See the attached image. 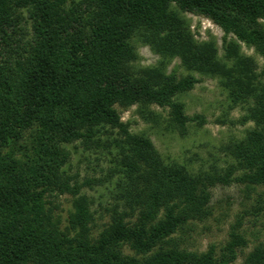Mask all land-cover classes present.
Segmentation results:
<instances>
[{
  "label": "trees",
  "instance_id": "obj_1",
  "mask_svg": "<svg viewBox=\"0 0 264 264\" xmlns=\"http://www.w3.org/2000/svg\"><path fill=\"white\" fill-rule=\"evenodd\" d=\"M185 13L225 32L223 56L215 40H196ZM263 21L264 0H0V264L234 263L248 246L240 228L220 253L181 248L176 236L209 217L217 184L262 188L255 211L264 213ZM138 44L160 56L156 66L138 64ZM175 59L187 74H167ZM195 74L218 79L231 108L245 107L241 123H254L227 147L236 165L224 175L166 162L118 110L169 108L185 134L189 122H203L176 100L200 83ZM78 143L115 155L117 203L97 237L93 202L82 191L107 180L80 183L68 173ZM67 194L72 210L62 227L50 199ZM244 264H264L263 243Z\"/></svg>",
  "mask_w": 264,
  "mask_h": 264
},
{
  "label": "rangeland",
  "instance_id": "obj_2",
  "mask_svg": "<svg viewBox=\"0 0 264 264\" xmlns=\"http://www.w3.org/2000/svg\"><path fill=\"white\" fill-rule=\"evenodd\" d=\"M184 16L189 20L196 40H215L219 55L223 56L225 32L202 16L186 13ZM231 38L235 39L232 35L228 36V39ZM137 51L140 56L138 64L141 67H153L158 64L160 56L149 46L138 44ZM242 52L245 56L254 58L259 67L263 65V59L253 48L242 44ZM180 64L179 59L173 60L167 67V74L173 70L179 75L187 74ZM195 75L201 80L200 83L192 91L179 95L176 100L185 105L187 117L194 119L199 116L203 122L196 119L189 122L185 134H181L170 122L169 108L153 105L145 115L140 113L138 106L127 110L118 107V110L122 121L130 125L131 132L150 138L166 162H176L194 173L224 175L236 165L227 147L244 139L247 131L254 128V123H241L247 114L245 107L231 108L227 93L218 79ZM69 149L72 156L66 168L71 176H75L80 183H86L88 180H107L103 185L95 183L92 187H84L82 191L93 202L92 210L97 219L93 234L97 237L109 222L106 209L114 207L117 203L114 181H110L111 170L115 167V155H112L105 145L86 149L78 143ZM240 176L241 171H236L232 180ZM262 190L248 188L235 181L230 185L217 184L211 187L212 208L209 217L195 221L185 232L176 236L181 241L180 247L194 252H206L211 246H215L216 252L220 253L230 240L233 228L237 227L248 241V246L240 249L238 259L232 264H244L256 245L264 244V213L255 211L258 194ZM50 201L56 213L61 215L62 227L66 226L72 210V197L67 194L51 198ZM125 253L133 255L127 248Z\"/></svg>",
  "mask_w": 264,
  "mask_h": 264
}]
</instances>
